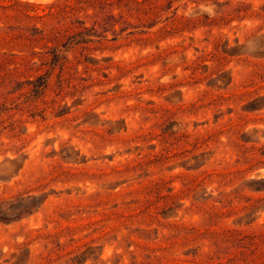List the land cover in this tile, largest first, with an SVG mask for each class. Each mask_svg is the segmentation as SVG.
<instances>
[{"label": "rangeland", "instance_id": "rangeland-1", "mask_svg": "<svg viewBox=\"0 0 264 264\" xmlns=\"http://www.w3.org/2000/svg\"><path fill=\"white\" fill-rule=\"evenodd\" d=\"M0 6V264H264V0Z\"/></svg>", "mask_w": 264, "mask_h": 264}, {"label": "bare ground", "instance_id": "bare-ground-1", "mask_svg": "<svg viewBox=\"0 0 264 264\" xmlns=\"http://www.w3.org/2000/svg\"><path fill=\"white\" fill-rule=\"evenodd\" d=\"M45 1H50V0H45Z\"/></svg>", "mask_w": 264, "mask_h": 264}, {"label": "trees", "instance_id": "trees-1", "mask_svg": "<svg viewBox=\"0 0 264 264\" xmlns=\"http://www.w3.org/2000/svg\"><path fill=\"white\" fill-rule=\"evenodd\" d=\"M0 8H2V6H0Z\"/></svg>", "mask_w": 264, "mask_h": 264}]
</instances>
